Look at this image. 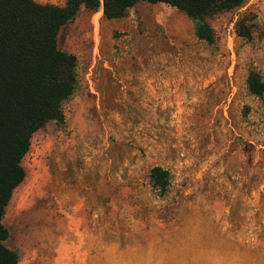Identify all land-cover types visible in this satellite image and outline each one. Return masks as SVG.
<instances>
[{
  "label": "rangeland",
  "instance_id": "obj_1",
  "mask_svg": "<svg viewBox=\"0 0 264 264\" xmlns=\"http://www.w3.org/2000/svg\"><path fill=\"white\" fill-rule=\"evenodd\" d=\"M207 21L212 44L163 3L80 6L60 27L76 88L32 133L4 208L17 264H264V94L245 86L249 69L264 82V0Z\"/></svg>",
  "mask_w": 264,
  "mask_h": 264
},
{
  "label": "trees",
  "instance_id": "obj_2",
  "mask_svg": "<svg viewBox=\"0 0 264 264\" xmlns=\"http://www.w3.org/2000/svg\"><path fill=\"white\" fill-rule=\"evenodd\" d=\"M140 1L163 3L182 12L193 34L207 44L214 42L209 16L240 7L245 0H65L62 6L34 0H0V264H17L18 253L4 246L7 231L1 224L12 190L22 181L20 164L34 131L46 122H63L61 102L76 88L75 57L59 50L60 27L80 6L95 11L101 5L105 19L120 18ZM236 22L235 32L247 38L251 28ZM249 94L261 97L264 82L249 69L245 76ZM159 194L169 186L168 171L158 165L148 173Z\"/></svg>",
  "mask_w": 264,
  "mask_h": 264
}]
</instances>
